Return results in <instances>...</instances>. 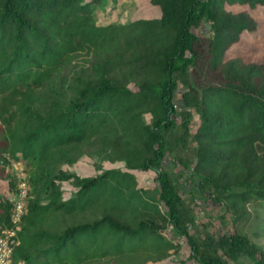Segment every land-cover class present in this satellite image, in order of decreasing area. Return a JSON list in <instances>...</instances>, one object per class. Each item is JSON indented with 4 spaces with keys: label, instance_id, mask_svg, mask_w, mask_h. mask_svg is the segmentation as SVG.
<instances>
[{
    "label": "trees",
    "instance_id": "obj_1",
    "mask_svg": "<svg viewBox=\"0 0 264 264\" xmlns=\"http://www.w3.org/2000/svg\"><path fill=\"white\" fill-rule=\"evenodd\" d=\"M104 1L0 0V235L10 161L28 184L13 264L158 261L180 248L167 229L198 264H264L246 230L264 209V58L227 56L257 23L226 8L264 0H149L158 17L123 22L97 19ZM84 155L123 166L63 168ZM196 199L221 203L232 231L198 227Z\"/></svg>",
    "mask_w": 264,
    "mask_h": 264
},
{
    "label": "rangeland",
    "instance_id": "obj_2",
    "mask_svg": "<svg viewBox=\"0 0 264 264\" xmlns=\"http://www.w3.org/2000/svg\"><path fill=\"white\" fill-rule=\"evenodd\" d=\"M226 8L234 11L246 9L257 23V27L253 31H243L241 33L239 39L229 48L227 56L238 54L246 62L262 60L264 58V6L258 5L254 8H250L247 5H226ZM96 15L97 19L103 22L110 20L123 22L136 18L158 17L159 8L151 4L149 0H105L102 5L97 8ZM207 28V24L202 22L200 25L194 27V31L206 34ZM61 73L63 75V72ZM70 74H72V71H70ZM179 88H183V86L179 85ZM145 117L148 120L149 116L146 115ZM194 121H198L196 115L194 116ZM122 166V161H101L95 155H84L72 164L63 165V168L68 172H73L80 176H87L100 172L101 170L99 168L105 169ZM132 172L135 174L138 186L144 188H153L155 186L154 171L133 169ZM61 188L64 191V195H67L73 187L70 181L65 180L61 183ZM3 189V187H0V191H3ZM195 202L193 204L190 203V205L193 206L198 227H206L207 230L215 234L232 231L230 214L224 212L221 203L211 199H196ZM251 211L252 216L246 230L251 239L264 250V235L255 237L252 235L251 231L252 229L264 226V209L251 207ZM221 216L224 217V221ZM167 236L179 242V251L176 253L171 252L162 260L147 261L144 264H198L190 258L189 246L183 237L173 234L170 229H167ZM92 264L112 263L103 260Z\"/></svg>",
    "mask_w": 264,
    "mask_h": 264
},
{
    "label": "built area",
    "instance_id": "obj_3",
    "mask_svg": "<svg viewBox=\"0 0 264 264\" xmlns=\"http://www.w3.org/2000/svg\"><path fill=\"white\" fill-rule=\"evenodd\" d=\"M10 164L11 168L15 170L19 181L17 191L8 193V199L12 202V208L10 223L2 229L0 235V264H13V249L20 241L18 230L20 228L21 217L25 212L24 200L28 190L22 163L12 160Z\"/></svg>",
    "mask_w": 264,
    "mask_h": 264
}]
</instances>
